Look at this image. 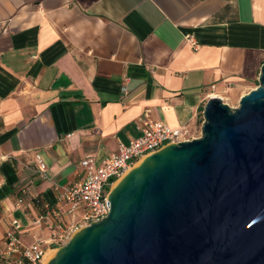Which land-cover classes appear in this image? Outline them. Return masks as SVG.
Masks as SVG:
<instances>
[{
    "label": "crops",
    "instance_id": "obj_1",
    "mask_svg": "<svg viewBox=\"0 0 264 264\" xmlns=\"http://www.w3.org/2000/svg\"><path fill=\"white\" fill-rule=\"evenodd\" d=\"M263 64L264 0H0V244L13 217L24 242L48 236L33 220L63 207L53 185L141 136L143 120L199 137L207 101L246 94Z\"/></svg>",
    "mask_w": 264,
    "mask_h": 264
},
{
    "label": "water",
    "instance_id": "obj_2",
    "mask_svg": "<svg viewBox=\"0 0 264 264\" xmlns=\"http://www.w3.org/2000/svg\"><path fill=\"white\" fill-rule=\"evenodd\" d=\"M258 81L238 107L211 97L201 136L131 168L46 264H264V64Z\"/></svg>",
    "mask_w": 264,
    "mask_h": 264
},
{
    "label": "built area",
    "instance_id": "obj_3",
    "mask_svg": "<svg viewBox=\"0 0 264 264\" xmlns=\"http://www.w3.org/2000/svg\"><path fill=\"white\" fill-rule=\"evenodd\" d=\"M190 41L197 45L193 38ZM121 89L127 91L126 86ZM193 138L185 126L172 127L162 120L145 119L141 136L128 143L120 142L118 151L108 154L102 164L97 166L93 157L83 159L80 165L84 172L78 181L53 185L57 201L63 207L48 204L33 220V225L38 228L46 225L49 235L35 232L30 242H24L21 234L25 225L18 217H13L0 244L1 264H44L47 252L67 243L79 226H87L108 216L109 191L131 168L168 144ZM36 165L39 177L49 179L48 166L38 154ZM23 203L24 195L17 200L16 208L20 209ZM74 216L79 220H73Z\"/></svg>",
    "mask_w": 264,
    "mask_h": 264
},
{
    "label": "rangeland",
    "instance_id": "obj_4",
    "mask_svg": "<svg viewBox=\"0 0 264 264\" xmlns=\"http://www.w3.org/2000/svg\"><path fill=\"white\" fill-rule=\"evenodd\" d=\"M258 84H259V82H258L257 84L252 85V89L255 88ZM252 89H251V90H252ZM248 90H249V89H248ZM251 90H250V91H251ZM247 93H248V92H247ZM240 98H241L240 94H238V93H236V92H229V93H227V94H224L223 101L226 102V103H228V104L231 105L232 107H238V106H239ZM200 136H201V134H200ZM200 136H199V137H200ZM113 180H115V179H113ZM72 219L75 220V221H78V220H79V217H78V216H74ZM81 228H82V227L79 226V229H81ZM65 244H66V243H65ZM65 244H63V245H65ZM63 245L58 246L57 248H54V250L57 251V250H58L60 247H62ZM51 250H53V249H51Z\"/></svg>",
    "mask_w": 264,
    "mask_h": 264
},
{
    "label": "bare ground",
    "instance_id": "obj_5",
    "mask_svg": "<svg viewBox=\"0 0 264 264\" xmlns=\"http://www.w3.org/2000/svg\"><path fill=\"white\" fill-rule=\"evenodd\" d=\"M56 250H50L47 252L45 258H44V264H46L51 258H53L56 254Z\"/></svg>",
    "mask_w": 264,
    "mask_h": 264
}]
</instances>
